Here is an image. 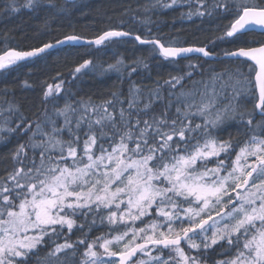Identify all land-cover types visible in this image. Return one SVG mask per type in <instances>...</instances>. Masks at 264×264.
I'll list each match as a JSON object with an SVG mask.
<instances>
[{
  "label": "snow or ice",
  "instance_id": "6c2138e0",
  "mask_svg": "<svg viewBox=\"0 0 264 264\" xmlns=\"http://www.w3.org/2000/svg\"><path fill=\"white\" fill-rule=\"evenodd\" d=\"M179 3L156 0L166 9ZM196 4L188 18L222 21L219 35L201 46L110 25L90 39L73 30L30 50L0 49L5 73L65 43L125 38L171 64L189 61L188 71L163 84L132 82L126 96L117 89L99 102L81 97L59 106L79 74L95 67L83 59L40 82L31 115L11 89H0L7 105L0 145L16 139L0 156V264H264V0ZM9 10H18L16 0ZM216 41L230 47L217 52ZM213 57L221 67L210 66L204 79L200 61ZM140 66L148 68L145 58L118 59L105 71L128 67L131 77Z\"/></svg>",
  "mask_w": 264,
  "mask_h": 264
},
{
  "label": "trees",
  "instance_id": "16d2710c",
  "mask_svg": "<svg viewBox=\"0 0 264 264\" xmlns=\"http://www.w3.org/2000/svg\"><path fill=\"white\" fill-rule=\"evenodd\" d=\"M25 2L26 0H16L18 10L5 12L8 0H0V49L11 47L30 50L43 42H54L56 38H62L65 33H72L73 30L90 39L110 25L125 31L131 30L142 36H148L147 30L151 29L152 35L163 36L166 40L174 38L184 46H201L219 35L217 25L222 23L219 19L208 16L193 15L188 18L186 13L197 7L196 0H181V5L170 9L162 8L160 4H156V0H76L73 3L66 0H52V3H49V0H40V4L35 8L25 7ZM152 4L156 6L145 12L144 6ZM145 19L150 22H143ZM216 45L217 52L230 47L221 41H216ZM49 53L20 63L6 73L0 72V89L8 87L15 93V99L21 103V110L25 115H31L29 108L35 111L40 106L41 81L48 80L51 83V78L56 76L57 72L66 74L70 68L82 63L83 59H92L95 67L85 69L79 74L80 78L71 84L72 96L60 99L59 106H63L66 99L72 102L81 97H91L93 101L99 102L109 98L111 92L117 89L122 90L126 96L132 82L147 87H152L153 82L157 80L163 84V80L167 79L170 73L177 75L186 72L184 65L188 62L187 59L180 60L178 67L181 69L176 70L178 68H172L163 58L153 57L151 46L140 45L126 38L102 47L68 46ZM137 58H145L148 68L138 67L131 77L127 75L128 67L122 68L121 72L105 71L108 65L115 64L118 59H123L125 65H131ZM192 60L196 61V57H192ZM204 60L201 59L202 62ZM205 66L219 70L221 64L208 61ZM199 73L193 77L201 76ZM204 76H208V71H204ZM24 81H28L32 87L25 88ZM166 88L167 86H164L162 92H165ZM11 98L10 96L9 99ZM6 107L0 99V109ZM47 107L51 111L52 105ZM156 108L158 110L159 105H156ZM228 131L236 135L235 128H229ZM23 139L26 138L22 137L21 140ZM15 142L16 139L13 138L7 147L0 145V156L5 155ZM5 166L0 163V171Z\"/></svg>",
  "mask_w": 264,
  "mask_h": 264
},
{
  "label": "rangeland",
  "instance_id": "374dc122",
  "mask_svg": "<svg viewBox=\"0 0 264 264\" xmlns=\"http://www.w3.org/2000/svg\"><path fill=\"white\" fill-rule=\"evenodd\" d=\"M181 4H182V3H181V0H180V3H179L178 5H181ZM176 6H177V5H176ZM174 7H175V6H174ZM143 28H144V27H143ZM145 29L147 30L146 27H145ZM147 31H148V30H147ZM101 47H102V46H101ZM191 58H192V57H191ZM192 62L195 63L196 61L192 60ZM200 62L203 63L204 66H205V63H204V62H202V61H200ZM188 63H189V61L184 65L186 71H188V69H187V67H186V65H187ZM169 64H170V66H171L172 68H173V67H174V68H175V67L178 68V69H176V70H179V68H180V67H178V66H179L178 64H171V63H169ZM180 69H181V68H180ZM208 70H209V66H208V67L205 66L204 69H203V71H208ZM200 71H201L200 69H197V70H196V73H194V75H195V74H198ZM201 78H202V77H201V76H198V75L195 76V77H193L194 80H200ZM203 78L206 79L207 76H204ZM184 83H185V87H186V88H187V87H191V81L186 80ZM167 91H168V90H167V88H166L165 92H163V94H164L165 97H167ZM58 105H59V102H58ZM0 122H3L2 118H0ZM197 122H199V120H197Z\"/></svg>",
  "mask_w": 264,
  "mask_h": 264
},
{
  "label": "water",
  "instance_id": "95a60500",
  "mask_svg": "<svg viewBox=\"0 0 264 264\" xmlns=\"http://www.w3.org/2000/svg\"><path fill=\"white\" fill-rule=\"evenodd\" d=\"M66 1H67V2H70V3H73V2H75L76 0H66ZM68 46H70V47H80V46H89V45H87L84 41H81L80 43H73V44L65 43V44H63V45H59V46H57V48L50 49L49 52H51V51H53V50H56V49H58V48L68 47ZM93 46H95V45H93ZM146 46H150V45H146ZM45 54H46V53H45ZM42 55H44V54H42ZM198 55H199V54H195V53H193V54H189L190 57H197ZM35 58H37V57L30 58V59L27 60V61H30V60L35 59ZM203 59H207L208 61H217L215 57H213V58H211V59H208V58H203ZM225 59H226V58H225ZM27 61H23V62H27ZM23 62H20V63H23Z\"/></svg>",
  "mask_w": 264,
  "mask_h": 264
}]
</instances>
